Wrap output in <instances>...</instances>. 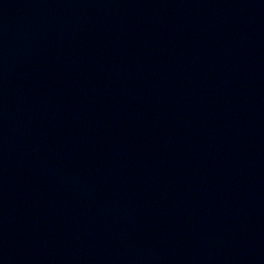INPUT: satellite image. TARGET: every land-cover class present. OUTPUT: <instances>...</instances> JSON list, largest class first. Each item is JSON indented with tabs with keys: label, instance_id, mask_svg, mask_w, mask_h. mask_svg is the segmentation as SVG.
Listing matches in <instances>:
<instances>
[{
	"label": "water",
	"instance_id": "water-1",
	"mask_svg": "<svg viewBox=\"0 0 264 264\" xmlns=\"http://www.w3.org/2000/svg\"><path fill=\"white\" fill-rule=\"evenodd\" d=\"M97 20L264 43V0H0V23Z\"/></svg>",
	"mask_w": 264,
	"mask_h": 264
}]
</instances>
